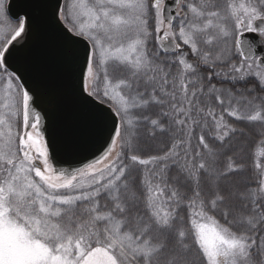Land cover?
Masks as SVG:
<instances>
[{
	"label": "snow or ice",
	"instance_id": "1",
	"mask_svg": "<svg viewBox=\"0 0 264 264\" xmlns=\"http://www.w3.org/2000/svg\"><path fill=\"white\" fill-rule=\"evenodd\" d=\"M0 264H264V0H0Z\"/></svg>",
	"mask_w": 264,
	"mask_h": 264
},
{
	"label": "water",
	"instance_id": "2",
	"mask_svg": "<svg viewBox=\"0 0 264 264\" xmlns=\"http://www.w3.org/2000/svg\"><path fill=\"white\" fill-rule=\"evenodd\" d=\"M21 2L22 0H14V3L17 5ZM45 123L48 126L47 139L51 141L55 137L57 143H59L63 126L62 118L59 116H51L48 120L45 121ZM103 136L104 132L101 128V130L98 131V133L94 137H92L71 159L62 154H54V165L68 168L70 166L77 167L82 165L83 163L91 161L95 156H98L100 154L98 149L102 150L100 146L103 143Z\"/></svg>",
	"mask_w": 264,
	"mask_h": 264
},
{
	"label": "rangeland",
	"instance_id": "3",
	"mask_svg": "<svg viewBox=\"0 0 264 264\" xmlns=\"http://www.w3.org/2000/svg\"><path fill=\"white\" fill-rule=\"evenodd\" d=\"M63 2V1H62Z\"/></svg>",
	"mask_w": 264,
	"mask_h": 264
}]
</instances>
